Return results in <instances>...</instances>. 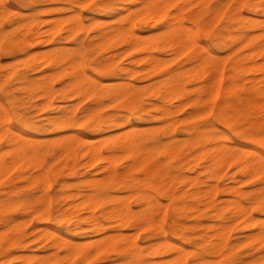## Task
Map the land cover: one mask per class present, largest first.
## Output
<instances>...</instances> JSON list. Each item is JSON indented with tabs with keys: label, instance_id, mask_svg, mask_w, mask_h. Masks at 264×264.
I'll use <instances>...</instances> for the list:
<instances>
[{
	"label": "bare ground",
	"instance_id": "obj_1",
	"mask_svg": "<svg viewBox=\"0 0 264 264\" xmlns=\"http://www.w3.org/2000/svg\"><path fill=\"white\" fill-rule=\"evenodd\" d=\"M194 1L149 0V2H139L141 3L139 7L127 6L116 16L115 20L117 24L100 34L101 36L109 35V38L126 35L129 44L134 48H140L143 52L139 58L131 59L128 64L117 67L118 72L116 76L127 75L128 81L104 83L106 86L101 87L103 82L101 83V81H98L96 77L88 72L84 61L78 58L77 55H74L72 58V66L76 67L77 74L72 80L68 79L69 81L63 87H74V92H82L88 89L84 91L86 92V96L92 93L87 94L89 89H92L91 91H96L95 103L101 101L103 98L121 99L125 101L123 105L126 107L128 105L136 106V111L139 113L136 115L137 118H141L142 112H144L150 117L163 121L160 126L151 125L144 127L143 125L141 127L132 124L129 129L126 131L124 129L120 134L118 132H111V134L109 133L110 136H107L108 139L113 134L114 137L116 134L120 136L115 143L108 145L105 149L92 141L95 137L89 140L78 133L71 135L66 133L67 135L64 134L65 136L63 137H60L61 135L59 134V136L56 135L57 138H60L58 140L55 138L57 141L54 144L61 154H67L70 158H74L78 143L85 145V155L90 157L88 165L95 161L102 162L103 166L108 170L105 181L111 180L127 188L134 189L133 194L137 195L140 202L144 205L142 209L135 210L128 197H121L119 193L118 196L115 192L112 195L105 194L103 193V189L99 192L93 191L94 193L87 194L82 203H74L73 199L78 193L66 192L65 197L69 199V204H71L69 206L71 216L66 219V222L73 224V229L78 228L81 222H85L92 232L106 234L109 229L107 221H112L117 225L115 227L117 233L102 234L104 236L98 239L93 238V240L90 237L89 242L87 238L84 241L52 230L50 235L55 238V244L64 247L68 251V255L70 254L72 257H80L84 262H88L101 251L115 249L128 256V259L123 264H185L187 262L184 254L185 247L172 240L167 236V233H163L150 244L151 250L145 256L139 241V235L131 233V231V234L123 232V227L129 225L138 228L153 225L161 227L168 215L174 224L173 235H178L184 240L194 243L196 246L209 243L211 251H221L226 246L233 247L235 244L231 245L228 239L230 224H205L206 228H210L208 235L202 232L195 236L188 235L184 232L181 224L173 219V216L180 210V207H170L168 202H163L161 197L154 194V192H157L161 196H166L171 201L176 197L177 183L180 182L181 184L182 182L184 184L190 178L191 181L197 182V176L190 177L189 174H173L172 170H170L172 161L182 159V161L186 160L190 163L192 159H195L197 165L203 169L202 171L215 180L219 179L221 172L226 166L234 163L237 166V169L231 174L234 181L242 182L244 176L248 178L259 177L261 185L255 189L258 194L255 205L258 209L264 210V17L260 18L244 13V10L264 13V0L223 1L225 2V6H228L231 2H236L235 10L227 15L223 30L213 33L218 38L217 44L219 47L227 48L226 53H221L206 44L200 43L198 39L199 25L197 26V24L204 17V10L198 8L188 12L186 2ZM258 2H260L259 8H257L256 4ZM222 13V7L220 5L215 6L213 8V16L208 18L207 21L220 19ZM70 19L72 24L71 30L73 31L83 24V20L78 13H72ZM58 24L56 23L57 27L59 26ZM137 24L144 27H161L162 29L161 31L159 30L160 32L158 31L157 35L161 38L160 43L155 42V36L147 38L146 32L144 36L140 34L136 27ZM202 28L207 33L211 32L206 27ZM246 28L250 30L246 31ZM238 41H241V43L238 44ZM59 49V47L52 48L48 52L49 57L55 59L52 65L65 57L61 56L63 52H59ZM162 50L170 51L178 56L187 54V57L177 63L175 67H172L170 63L173 58L160 56L158 52ZM140 61L141 65L138 64ZM108 67H110V64L104 66L106 69ZM140 71H143L147 77L164 75L160 80H156L152 87L146 89L151 105L148 107L138 104L137 85L132 81L131 77H134ZM11 73L2 72L0 87L3 88L6 96H11L16 90L15 87L8 85V78ZM54 74H49L45 80L38 77L28 81L31 82L34 88L42 89L44 96L49 100L57 90L52 81ZM18 81L19 89L25 88L22 85L21 75L18 77ZM241 93H245V95L240 97ZM82 97L84 98L85 96ZM82 97L80 100H83ZM6 99L12 104L16 101V99L14 100V96H11L9 99L6 97ZM243 100L246 101L247 108L259 113L263 122L258 125L256 133L249 134L241 131L235 124L232 125L235 134L241 138H245V143L235 141L228 135H222L223 133L211 132L209 126L201 127L200 124H185V127L179 131L190 134V137L181 140L177 136L179 132L177 128L179 126L178 122H187L195 115H203L213 110L228 124L227 109H231L235 116L242 114L243 107L240 102ZM174 101L179 102L176 104L179 109L187 105L195 106V108L189 111L186 116L178 118L174 111ZM71 106L75 108V106ZM13 107L12 115L16 123L12 121L13 117L11 118V113H9L10 109L8 110L6 103L0 99V139L4 140V145H6L5 148L4 145L3 147L0 146V176L5 175L7 171L13 169L22 172V169L35 168L38 172L30 177L40 181L42 189L48 192V168L50 165L48 157L51 154H49V148H44L42 140L40 141L38 137L36 139L28 136L22 130V111L19 105H14ZM49 120L57 123H60L61 120L64 125H67L70 117L65 114L61 116L53 115L49 117ZM110 120L115 125L124 124L122 119L114 115L110 116ZM155 124L159 125L158 123ZM95 125L97 126L95 129H100L102 125L101 121L98 120ZM162 128H165V139L160 133ZM197 132L201 134L195 137L194 135ZM102 137H98V139L100 140ZM106 140L107 138L103 141L105 142ZM124 159H126L124 164L122 163L123 165L118 167L117 162ZM138 172L144 173L145 177L138 176ZM89 182H99L101 184L100 180H94L92 177ZM198 182L206 184L208 183V178ZM197 187L195 191L188 194L210 192L211 195V191H213V185L211 184L207 188L201 189V184H198ZM215 187L217 186L215 185ZM229 188H232V186H229ZM20 189L22 190V186ZM231 191L237 190L233 187ZM7 192L11 195L16 193L15 188ZM186 192L188 191H185L184 194ZM19 202H22V197L8 200V208L16 206ZM24 202L28 205L31 204L33 209L43 216L50 202V196L47 194L42 199V205L37 204L36 201L28 197L24 198ZM239 203L235 205L234 215L238 219L244 217L247 220L245 226L249 229H255L246 234V239L263 243L264 218H258L260 215L258 217L253 216L251 211L241 204L242 202ZM81 204L83 206L76 209V211L72 210V208L78 207ZM99 205L103 206L101 213H97L96 211ZM200 208H198V211L201 210ZM81 209H85L87 214L84 215L80 211ZM214 211L216 216H219V218L223 217V211L219 207H214ZM74 216L76 220L72 222ZM46 231L48 230L46 229ZM15 239L11 238L10 242H14ZM117 241L120 242L119 249L115 248ZM51 251L50 253L53 254L55 250ZM170 251H175L176 255L172 258H166L165 255ZM48 253L46 252V254ZM20 257H22L20 259L22 262L24 260L22 264L30 260H33V264H48V261L44 257H40L37 254H22ZM156 257L158 258L156 259ZM53 260L55 264L62 263L58 255L53 257ZM263 260L264 254H260L245 264H259ZM5 264H10V260L6 261Z\"/></svg>",
	"mask_w": 264,
	"mask_h": 264
},
{
	"label": "rangeland",
	"instance_id": "obj_2",
	"mask_svg": "<svg viewBox=\"0 0 264 264\" xmlns=\"http://www.w3.org/2000/svg\"><path fill=\"white\" fill-rule=\"evenodd\" d=\"M223 1L225 0H195L194 2H186V5L188 12L198 8L204 10V17L200 19L199 24H197V26L199 25L198 39L200 43L206 44L210 48L220 51L221 53H226L227 48L219 47L217 44L218 38H216L213 33L223 30L227 15L235 10L236 2H231L228 6H225V2ZM139 2H149V0H0V82L2 79V72H12L9 74L8 85L16 88L11 95L14 96V100L16 99V101L14 104L10 103L6 97L9 99L11 96H6L2 87H0V99L6 103L8 110L10 109L9 113H11V118L13 117V106L19 105L22 111V130L28 136L36 139L38 137L40 141L42 140L43 147L49 148V154L51 153L48 157V161L50 162L48 168V192L42 189L40 181L30 177L38 172L35 168L22 169V172L13 169L7 171L5 175L0 176V264H5L8 260H10V264H22L24 263V260L23 262L20 260L22 259V257H20L22 254H37L40 257H44L48 261V264H55L53 257H56V255H58L59 260L62 261L60 264H123L128 259V256L112 249L110 251H101L99 252L100 255L98 253L91 259L92 261L84 262L80 257L68 255V251L64 247L57 246L55 244L56 240L50 235V232L54 230L62 235L72 236L84 241H86L87 238L88 242L90 237L93 240V238L98 239L104 236L102 234H105L92 232L85 222H81L76 229H73V224L66 222V219L71 216L69 210L71 204H69V199L65 197L66 192L78 193L75 195L73 201L74 203H82L87 194L99 192L103 189V193L105 194L112 195V193L115 192L118 196L120 194L121 197H128L135 210H140L144 207L138 196L133 194L134 189L127 188L111 180L105 181L108 170L103 166L102 162L95 161L88 165L90 157L85 155V145L78 143L76 156L70 158L67 154H61L54 144L60 137L67 135L66 133L70 135L78 133L89 140L95 137L92 141L96 144L98 143L97 145H101L105 149L108 145L115 143L120 136L116 134L114 137L113 134L111 136L112 138L109 137L108 139L107 136H110L111 132H118L120 134L124 129L125 131L129 129L132 124L141 127H143V125L144 127H149L151 125L160 126L163 123V121L150 117L144 112H142L141 118H137L136 115L139 113L136 111V106L128 105L126 107L123 105L125 101L121 99L113 100L110 98H103L101 101L95 103L96 91H91L92 89H89L87 94L92 93L86 96V92L84 91L88 89L82 92H74V87H63L77 74L76 67L72 66V58L74 55H77L78 58L84 61L85 67L89 73L96 77L98 81H101V83L103 82L101 87L106 86L104 83L129 80L127 75H122L120 77L116 76L118 72L117 67L128 64L131 59L139 58L142 56L143 52L140 48L132 47L126 35L109 38V35L101 36L100 34L103 33V31L113 28L117 24L115 20L116 16L123 8L127 6L139 7L141 5ZM256 4L257 8H259L260 2ZM217 5H220L223 10V13L220 15L221 18L207 21L208 18L213 16V8ZM72 13H78L83 20V24L74 31L71 30L72 24L70 15ZM244 13L260 18L264 17V13L260 11L244 10ZM56 23H59L58 27ZM136 27L140 34L144 36L146 32L145 35L148 36L147 38L155 36V42L158 44L160 43L161 38L157 35L161 31V27H144L139 24H137ZM202 27H206L211 32H205ZM245 30L247 31L250 29L246 28ZM237 43L240 44L241 41ZM57 47L60 48L59 52H63L61 56L65 57L58 63L52 65L55 59H51L48 52L49 50L51 51L52 48L54 49ZM158 53L160 56L173 58L170 63L172 67H175L177 63L187 57V54L178 56L165 50ZM106 64H110V67L107 69L104 68ZM138 64L141 65V61ZM51 73H55L52 81L57 90L53 94L54 96L52 95L48 100L44 96L42 89L34 88L29 81L38 77L45 80ZM20 75L22 77V85L25 86V88L22 89L18 87V77H20ZM163 76L164 75L147 77L143 71L138 72L134 76L135 78L131 76L132 81L137 85L136 94L138 95L139 105L144 107L151 106L149 103L150 97L148 93H146V89L152 87L153 83L156 80H160ZM244 95L245 93H241L240 97ZM82 96L85 97L83 98ZM81 97L83 100H80ZM178 103L179 102L174 101V111L178 118L186 116L189 111L195 108V106L187 105L179 109L178 106H176ZM240 104L243 110L242 114L237 116L234 115L231 109H227L229 118L228 124L213 110L210 113L191 117L187 121L188 123L178 122V131L183 129L185 124H200L201 127L209 126L211 132L223 133L222 135H228L235 141L245 143V138L237 136L232 129V125L235 124L241 131L249 134L256 133L258 125L263 122L257 111L246 107L245 100L240 102ZM71 105L75 106V108ZM63 114L70 117V121L67 125H64L61 120L60 123L51 122L49 120L50 116H61ZM111 115L122 119L124 124H113L110 120ZM98 120L101 121L102 125L100 129H95L97 127L95 124H97ZM12 121L15 122L14 117ZM160 133L165 139V128H162ZM58 134L61 135L59 138H57V136H59ZM200 134V132H197L194 136L198 137ZM54 135L57 136L55 137ZM45 136L49 137L46 138ZM101 136L103 137L99 140L98 137L100 138ZM177 136L182 140L190 137V134L179 131ZM55 138H57V140ZM106 138L107 140L104 142L103 140ZM49 139L50 141H48ZM4 143V140L0 139V146L3 147ZM5 146L6 145H4V148ZM125 160L126 159L117 162L118 167H121ZM196 162L195 159H192L190 163L186 160L182 161V159L179 161H172L170 170L176 175L189 174L190 177L197 176V182L191 181L190 178V180H187L184 184L182 182L181 184L180 182L177 183L176 197L171 201L166 196H161L157 192H154V194L161 197L163 202H168L170 207H180V210L175 213L173 219L181 224L184 232L188 235L191 234L195 236L201 232L208 235L210 228H206L205 224H230L228 239L231 245L235 244L233 247L226 246L222 248L221 251H211V245L209 243L196 246L194 243L184 240L178 235H173L172 230L174 224L169 215L165 218L161 227L153 225L138 228L129 225L123 227V232L129 234L136 233L139 235L140 239H138L142 245L145 256H147L151 250L150 244L163 233H167V236L172 240L185 247L184 254L187 260L185 264H245L260 254H264V242L260 243L251 239H246V234L251 232L254 228H247L245 226L247 220L244 217L238 219L233 213L235 205L240 201L243 206H246V208L251 211L253 216L258 217L260 215L258 218H264V210L258 209L255 205L258 196L257 190L255 189L261 185L259 177L248 178L244 176L242 182L234 181L231 174L237 169V166L231 163L221 172L219 179L215 180L207 176ZM22 163L24 162L22 161ZM175 164L176 166L174 167ZM20 173H22V175H20ZM137 174L140 177H145L142 172H138ZM91 177L94 180H100L101 184L99 182H89ZM206 178H208V183L204 184L198 182ZM198 184H201V189L209 187L210 184L213 185L211 195L210 192H198L189 195L188 193L198 188ZM215 185L217 187H215ZM21 186L22 190L20 189ZM229 186H232V188L234 187L237 191H231L232 188H229ZM13 188H15L16 193L12 195L8 194L7 191ZM184 190L188 192L184 194ZM47 194L50 196V202L43 214L45 217L36 212L31 204L28 205L25 202L23 203L24 198L28 197L36 201L37 204L42 205V199H44ZM18 197H22V202H19V204L9 209L8 200L17 199ZM81 206H83V204L72 208V210L76 211V209ZM214 207H219L223 211L222 218L215 215ZM102 208L103 206L99 205L96 209L97 213H101ZM198 208L201 210L198 211ZM80 211L84 215L87 214L85 209H81ZM75 220L76 217L74 216L72 222H75ZM107 225L109 229L106 234L117 233L115 229L117 226L116 223L107 221ZM46 229L49 232L46 231ZM11 238L16 239L14 242H10ZM192 240H194V238H192ZM197 240L199 239L197 238ZM119 243V241L115 243V248L117 247L119 249ZM51 250H55L53 254L50 253ZM46 252L49 253L46 254ZM1 255L3 256L1 257ZM175 255V251H170L165 257L172 258ZM50 256H52L51 259ZM157 258L158 257H156V259ZM25 264H33V260ZM259 264H264V260L260 261Z\"/></svg>",
	"mask_w": 264,
	"mask_h": 264
}]
</instances>
